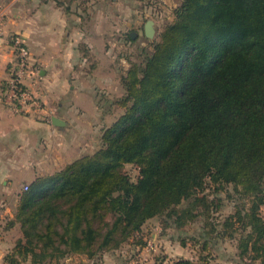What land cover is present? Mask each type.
Instances as JSON below:
<instances>
[{
	"label": "trees",
	"instance_id": "trees-1",
	"mask_svg": "<svg viewBox=\"0 0 264 264\" xmlns=\"http://www.w3.org/2000/svg\"><path fill=\"white\" fill-rule=\"evenodd\" d=\"M174 15L122 74L123 111L103 127L100 147L37 175L20 193L11 224L20 223L23 237L9 264L97 259L129 241L144 250L148 220L183 228L218 209L217 193L230 184L248 203L210 233L234 238L229 229L238 224L237 264H264V0H182ZM127 164L137 166L136 179ZM208 187L213 198L201 195Z\"/></svg>",
	"mask_w": 264,
	"mask_h": 264
},
{
	"label": "crops",
	"instance_id": "crops-1",
	"mask_svg": "<svg viewBox=\"0 0 264 264\" xmlns=\"http://www.w3.org/2000/svg\"><path fill=\"white\" fill-rule=\"evenodd\" d=\"M61 2L0 0V9L5 12L0 26V84L10 79L15 68L12 39L19 34L31 51V62L39 69L38 77L27 78L26 83L43 104L42 109L16 113L0 101V202L18 200V195L9 191L15 177L31 175L30 180L24 179L29 183L45 172L43 164H67L86 145H95L89 143L90 137L94 141L99 136L100 143L105 120L104 108L99 107L104 106L102 98L112 88H122L121 76L128 69L129 57L125 49L132 44L128 34L139 35L137 41L145 35L147 10L156 1ZM53 116L66 123L55 125ZM59 168L53 167L52 172ZM11 228L0 232V264H9L6 256L16 239L11 242L4 232ZM117 252H106L97 259L84 254L63 259L81 257L86 264H125Z\"/></svg>",
	"mask_w": 264,
	"mask_h": 264
},
{
	"label": "rangeland",
	"instance_id": "rangeland-1",
	"mask_svg": "<svg viewBox=\"0 0 264 264\" xmlns=\"http://www.w3.org/2000/svg\"><path fill=\"white\" fill-rule=\"evenodd\" d=\"M154 5L152 8H148L147 16L154 19L155 21V36L151 39L146 35H142L137 42L132 43L130 46H127L128 52V68L132 61H139L142 58L143 49L146 48L148 51L152 50V42L160 39V33L164 28V25L169 21L174 19V10L181 3V0H154ZM156 3V4H155ZM38 77V75L34 76ZM32 79L31 77H28ZM123 88H112L110 93L106 92L107 97L102 98L104 107L109 108L110 112L106 113L104 110L103 114L105 115L104 126H109L114 122V120L122 113L123 107L117 104V101L121 96H123ZM103 109V107L99 106ZM101 109V110H102ZM103 111V110H102ZM93 133V131H92ZM102 133V131H101ZM99 135V133H98ZM98 138L93 139L90 137V142H95V145L87 146L82 149V155L86 153H92L97 148L100 147ZM81 154L79 156H81ZM77 156V157H79ZM76 157V158H77ZM75 158V159H76ZM35 165V164H34ZM42 165V164H37ZM45 166V172L52 173L53 167H62L66 164H43ZM47 165L49 168L47 169ZM49 170V171H47ZM125 170L132 176L133 179L138 177V168L134 164H127ZM31 175H24L22 177H15L13 179L12 188L6 189L13 192L16 196L18 195V200L12 201H3L0 202V232L1 230L5 231L8 227L12 230L9 232H4L5 238L11 240L19 239L23 237L22 228L19 222L14 223L15 226H11V222L15 218L16 209L19 203L20 193L23 191V185L26 183L25 180H30ZM10 186V185H9ZM8 186V187H9ZM213 187H208L206 192L202 194H210V198L215 196L212 193ZM221 198V206L218 209L213 206V209L209 214L204 212L199 215L194 221L190 222L183 228H176L175 226H169L166 229L162 226V220L160 217H154L148 220L143 226L142 235L144 240L152 241L155 244V250L145 253V250L135 247L133 241L126 242L118 249V254L125 261V264H166L169 260H174L179 257H188V258H204L208 259L211 264H237L238 259V249H237V238L239 232H241L238 224L234 226L233 229L229 231L233 232L235 235L234 238L226 237L225 239L221 237H213L210 233L211 229L216 226L217 230H222L223 226L221 223L232 214L235 210L236 204H247V199L243 200L239 193L235 190L233 185H226V187L217 193ZM10 212L14 213V216H10ZM262 215L264 217V205L262 206ZM11 217V218H10ZM13 218V219H12ZM10 225V226H9ZM238 226V227H237ZM237 229V231H236ZM204 233L209 238L201 237V234ZM2 234L0 233V236ZM214 235V234H213ZM205 239L210 240V249H203L202 243ZM6 241V239L4 240ZM208 257V258H207ZM147 258V259H145ZM249 258H246L245 261H242V264H250ZM30 259L22 261L21 264H30ZM45 264H86L81 257H73L71 261L62 260H53L50 263Z\"/></svg>",
	"mask_w": 264,
	"mask_h": 264
},
{
	"label": "built area",
	"instance_id": "built-area-1",
	"mask_svg": "<svg viewBox=\"0 0 264 264\" xmlns=\"http://www.w3.org/2000/svg\"><path fill=\"white\" fill-rule=\"evenodd\" d=\"M4 17L5 12L0 9V26L3 24ZM13 46L17 56L16 65L8 84L6 86L0 84V101L8 104L16 113H26L33 109H42V102L26 83L28 77L35 78L34 76L39 75L38 67L31 62V51L26 41L19 34L13 37ZM27 188L28 183H25L23 189ZM144 250L148 254L155 250V244L152 241H148Z\"/></svg>",
	"mask_w": 264,
	"mask_h": 264
},
{
	"label": "water",
	"instance_id": "water-1",
	"mask_svg": "<svg viewBox=\"0 0 264 264\" xmlns=\"http://www.w3.org/2000/svg\"><path fill=\"white\" fill-rule=\"evenodd\" d=\"M154 24H155V21L152 18H149L145 23V35L151 39L155 36V33H156ZM52 121L55 125H64L66 123L65 121H63L57 116H53Z\"/></svg>",
	"mask_w": 264,
	"mask_h": 264
}]
</instances>
